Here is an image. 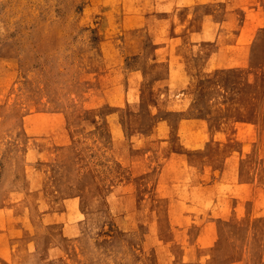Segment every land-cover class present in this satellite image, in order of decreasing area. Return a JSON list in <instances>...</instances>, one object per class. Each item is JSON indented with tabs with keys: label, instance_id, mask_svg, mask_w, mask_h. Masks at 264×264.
Wrapping results in <instances>:
<instances>
[{
	"label": "rangeland",
	"instance_id": "obj_1",
	"mask_svg": "<svg viewBox=\"0 0 264 264\" xmlns=\"http://www.w3.org/2000/svg\"><path fill=\"white\" fill-rule=\"evenodd\" d=\"M184 257L264 264V0H0V264Z\"/></svg>",
	"mask_w": 264,
	"mask_h": 264
},
{
	"label": "bare ground",
	"instance_id": "obj_2",
	"mask_svg": "<svg viewBox=\"0 0 264 264\" xmlns=\"http://www.w3.org/2000/svg\"><path fill=\"white\" fill-rule=\"evenodd\" d=\"M229 148H225L222 151H217L218 153L212 154L206 160L202 156H188L184 163V166L178 169H175L172 173L174 180L177 182V188L181 196L191 203L197 205L196 210H188V204H185L186 211H190L193 216L192 218H221L215 212L217 202L227 201L229 196L240 189H247L249 185V180L245 182H236L235 184L231 183L226 175L230 174V170L234 169V163L227 156ZM202 157L203 166L205 168L209 167H218L223 175L220 178V181L212 187H192L189 185V178L191 171L197 169L199 166V159ZM183 165V164H182ZM202 173V172H201ZM201 173H195L196 176L201 177ZM191 180H193L191 178ZM178 216V215H177ZM178 218V217H177ZM179 218H181L179 216ZM191 238H194V234L189 235ZM185 254V252H183ZM185 264H195L190 261H185Z\"/></svg>",
	"mask_w": 264,
	"mask_h": 264
}]
</instances>
